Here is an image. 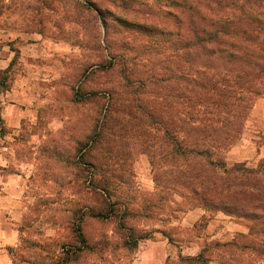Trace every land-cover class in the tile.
Masks as SVG:
<instances>
[{"label": "trees", "instance_id": "1", "mask_svg": "<svg viewBox=\"0 0 264 264\" xmlns=\"http://www.w3.org/2000/svg\"><path fill=\"white\" fill-rule=\"evenodd\" d=\"M135 2L78 3L99 33L97 61L80 70L71 87L73 102L96 104L86 112L89 131L76 141L73 159L88 195L86 212L74 213L77 242L95 247L88 219L112 223L131 248L151 237L153 230L134 224L137 215L150 214L149 204L135 205L130 196L136 148L160 168L155 183L162 192L254 221L252 229L264 236V161L258 168L226 161L255 101L264 97V0ZM103 74V88L83 90ZM204 251L188 259L206 264ZM66 254L71 263L70 249Z\"/></svg>", "mask_w": 264, "mask_h": 264}, {"label": "rangeland", "instance_id": "2", "mask_svg": "<svg viewBox=\"0 0 264 264\" xmlns=\"http://www.w3.org/2000/svg\"><path fill=\"white\" fill-rule=\"evenodd\" d=\"M142 1L146 0H136L134 5ZM79 2L0 0V70H6L0 74V112L1 96L19 75H32L39 96L38 105L24 116L15 134L0 114V264H66L69 249L68 264H134L136 260L138 247L125 245L112 223L88 219L85 228L93 249L84 248L73 232L79 223L74 213L86 212L88 196L78 184L73 164L76 141L87 136L86 112H94L96 104L86 102L81 107L73 102L71 87L77 85L80 70L97 61L93 47L99 33ZM106 77L90 79L83 90L103 88ZM247 121L235 145L251 135ZM231 149L226 154L229 166L245 163L258 168L264 161L233 162ZM129 164L130 196L135 205L150 207L149 217L137 215L134 224L138 230L169 237L172 249L167 264H200L180 253L179 247L188 242L205 250L206 264H264V236L258 235L259 227L252 229L254 221L204 209L206 216L194 226H183L182 218L197 203L162 192L155 183L160 168L153 169L148 155L137 148ZM218 213L225 216L214 230L220 234L208 240V223Z\"/></svg>", "mask_w": 264, "mask_h": 264}, {"label": "crops", "instance_id": "3", "mask_svg": "<svg viewBox=\"0 0 264 264\" xmlns=\"http://www.w3.org/2000/svg\"><path fill=\"white\" fill-rule=\"evenodd\" d=\"M2 62L0 60L1 65ZM31 76L19 75L14 79L11 89L6 90L5 94L1 96L3 107L0 114L14 134L20 128L24 116L27 113H32L33 107L38 105L39 96L33 87ZM247 124L251 135L243 143L232 147L230 159L233 162L264 159V98L255 101ZM258 140L261 141L260 144H258ZM205 216L206 211L201 207H196L187 211L181 223L183 226L192 227ZM224 218L223 213H218L208 223V240L218 237L220 232L214 234V230L220 226ZM171 249L172 244H170L169 237L164 233L154 231L150 238L139 243L134 264H167ZM179 250L182 255L187 257H195L202 252L199 243L193 242L180 246Z\"/></svg>", "mask_w": 264, "mask_h": 264}]
</instances>
